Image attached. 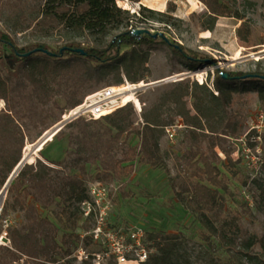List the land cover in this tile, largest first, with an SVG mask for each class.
Instances as JSON below:
<instances>
[{
	"label": "rangeland",
	"instance_id": "obj_1",
	"mask_svg": "<svg viewBox=\"0 0 264 264\" xmlns=\"http://www.w3.org/2000/svg\"><path fill=\"white\" fill-rule=\"evenodd\" d=\"M124 1L126 4L117 0L118 6L137 17H141L142 7L165 13L149 16L140 23L141 28L165 35L172 43L200 55H210L216 63L188 61L176 55L168 44L156 41L123 46L122 57L102 65L99 73L88 71L89 66L81 67L74 60L54 64L34 58V67L26 68L30 72L16 74L8 65L6 53L0 51V159L7 155L0 170L15 156L3 148L8 136L5 130L10 128L6 121L21 131L24 146L20 161L26 159L5 192L6 183L0 184V264L71 262L68 251L81 243L80 233L92 225L82 217L78 226H73V216L81 212L83 201H110L108 219L112 225L140 226L149 234L174 235L171 240L150 239L153 255L161 253L160 242L176 264H238L216 243L209 245L201 238L203 227L190 191L195 179L192 172L201 153L217 156L215 162L227 175L232 191L226 194L228 212L239 217L249 233L264 234V161L257 169L242 151L236 154L238 137L247 131L256 110L264 109V101L257 91L242 92L227 106L218 99L215 86V79L222 72L264 71V43H259L264 41V0H236L251 20L254 40L259 43L255 51L242 46L240 57L236 31L242 20L235 16L212 13L200 0ZM45 3L46 0H0V29L9 32L20 47L46 44L55 50L68 42L104 47L123 30L102 35L52 24L43 19ZM198 72H204L203 79L196 75ZM128 82H146L136 90L140 107L130 102L109 113L107 119L66 118L76 107L72 106L75 101L83 103L99 89L121 87ZM146 123L156 128L169 172L136 158L133 173L105 177L99 161H94L90 153L102 155L110 144L112 154L122 157L128 145H140L135 128L143 129ZM57 125L53 138L38 149L45 134ZM118 126L126 130L116 139ZM170 126L176 127L173 137L166 131ZM128 132L132 134L127 138ZM227 153L233 160L241 161L230 164ZM27 164L33 166L28 167L24 181L11 189L14 178ZM93 183H101L106 194L94 197L90 192ZM24 186L31 194L27 195ZM177 190L184 191V204L177 199ZM83 195L86 198L80 200ZM42 218L49 221L42 222ZM31 239L38 251L32 257L17 248L26 249ZM247 253L249 256L242 259L244 264H264L259 246Z\"/></svg>",
	"mask_w": 264,
	"mask_h": 264
},
{
	"label": "trees",
	"instance_id": "obj_2",
	"mask_svg": "<svg viewBox=\"0 0 264 264\" xmlns=\"http://www.w3.org/2000/svg\"><path fill=\"white\" fill-rule=\"evenodd\" d=\"M202 1L212 13L220 15L235 16L241 19V23L237 28L236 34L238 42L241 46L249 47L254 51L259 43H264L262 40L256 43L254 40V29L251 25V20L246 18V15L239 9L236 0H200ZM172 4V3H170ZM174 10V7L172 8ZM148 11L151 15H146ZM164 14L163 12L156 11L148 7H142L141 17H137L135 13L130 14L128 9H123L118 6L117 0H46L44 9L42 10L43 19L52 24H63L66 28L77 32H87L91 34L101 33L104 35L110 30H118L123 28L120 32L115 34L109 41L107 46H82L81 44H74L72 42L66 43L58 49H51L46 44L26 45L24 47L18 46L14 37L7 31L0 29V51L6 53L5 58L10 66L11 71L16 74L21 72H30L26 69L28 66L34 67L38 59H48L56 63H69L72 60L79 66H89V70H95L99 73V68L102 65L110 64L117 61L122 57V47L125 45L135 46L161 41L168 44L172 51L181 58L194 62H209L216 63V60L210 55H200L191 49L183 47L181 44L172 43L165 35L154 36L153 33H145L143 35L136 34L137 29L141 28L149 16L153 14ZM150 30V29H149ZM151 31V30H150ZM43 48L52 51L49 54L42 50ZM76 48H82L85 54L77 52ZM31 52L27 55V53ZM36 60V61H35ZM28 65V66H27ZM33 69V68H32ZM217 70H219L217 68ZM220 73L215 79V86L219 92L218 99L225 105H232L236 101L235 97L241 95L242 92L257 91L259 98L264 101V71L256 70L253 73L244 71L229 72L227 78L223 77ZM30 75V74H29ZM235 94V95H234ZM81 100L73 103V107L81 104ZM110 115H104L103 118L107 119ZM233 118V117H231ZM7 126L10 128L5 130L8 133L6 143L3 145L7 153L14 152L15 156L12 161L4 169L0 170L1 186L6 183L10 173L22 158V148L24 146L23 136L19 135L21 131L14 128V125L6 121ZM119 131L115 136L119 139L122 132L126 128L119 127ZM135 132L140 135V145H128L127 149L123 152L122 157H116L110 151V144L102 155L90 153L94 161H99L101 172L107 178H115L127 176L135 170V160L138 158L140 163L147 164L153 168H160L169 172L167 163L164 159L161 146L159 143V135L156 128L150 123H146L143 129L135 128ZM132 134L128 132L127 138ZM264 146V136L262 138V148ZM3 155L0 163L3 162ZM264 157V153H263ZM217 158V156H216ZM215 157H211L206 153H201L198 158V164L192 172L195 178L192 181L191 189L193 198L196 200L199 214L198 221L203 227L201 238L209 245L216 243L217 247L222 248L227 252L233 261L238 264H244L243 257L249 256L248 250L259 246L264 254V234L258 236L249 233L241 224V219L233 213H229L226 206V194H231L232 191L227 183V175L222 171L219 165L215 162ZM227 159L230 164L236 165L241 161L233 160L230 153H227ZM33 165H26L14 178L11 184V189L17 187L18 183L24 181V176L28 167ZM236 174V171H233ZM33 179V177L31 178ZM79 184V182H77ZM262 189V196L264 198V188ZM23 190L27 195L31 194L28 191V186H24ZM222 191L225 193H222ZM184 191H176V197L182 204L184 201ZM86 198V195L79 197L80 200ZM82 212L73 216V226H78V221L82 218ZM47 218H42V222H48ZM91 222L90 219L86 223ZM89 224V223H88ZM40 226L38 222L37 228ZM91 225L87 226L89 229ZM149 239L157 240L161 237L162 240H171L174 235H159L157 233H148ZM30 236V235H28ZM28 239V237H27ZM159 244L160 254L151 255L148 264H176L173 263L166 251ZM78 245H76L77 247ZM28 256H36L38 251L34 241L31 239L26 249L17 247ZM73 250V249H72ZM72 250L68 253H72ZM250 261V257H249ZM67 264H73L69 261ZM84 264H90L88 262Z\"/></svg>",
	"mask_w": 264,
	"mask_h": 264
},
{
	"label": "built area",
	"instance_id": "obj_3",
	"mask_svg": "<svg viewBox=\"0 0 264 264\" xmlns=\"http://www.w3.org/2000/svg\"><path fill=\"white\" fill-rule=\"evenodd\" d=\"M121 87H104L89 94L80 105L71 109L67 119L87 116L98 119L122 107ZM173 137L176 127L166 128ZM264 136V109L258 108L251 117L249 127L238 137L239 149L249 158L254 168H260L264 161L262 138ZM90 192L99 198L106 194L101 183H93ZM97 200V199H96ZM110 201H83L81 212L85 220L90 219L92 225L80 233L81 243L72 250L70 258L73 264H125L135 262L148 264L153 254L152 243L146 229L140 226L122 227L112 225L109 217ZM2 205L0 204V212Z\"/></svg>",
	"mask_w": 264,
	"mask_h": 264
},
{
	"label": "bare ground",
	"instance_id": "obj_4",
	"mask_svg": "<svg viewBox=\"0 0 264 264\" xmlns=\"http://www.w3.org/2000/svg\"><path fill=\"white\" fill-rule=\"evenodd\" d=\"M118 2L120 4H126V2L124 0H118ZM242 50H243V47L240 46L238 49H237V57H240L241 54H242ZM264 52V51H263ZM179 75H183V73L181 74H178L177 76ZM198 77H200L201 79H203V75H204V72H198L196 74ZM146 85V82H140L138 84H134V83H130L128 82L127 84H124L121 86V89H123V91L125 92L123 95H122V105H126L130 102H134L135 104H137V106H141V102L140 100L138 99V96L136 95V90L139 88V87H142V86H145ZM59 129V126L57 125L55 128H53L52 130L48 131L46 134H45V137L43 138L42 142L38 145V149H41L42 146L49 140H51L53 138V136L55 135V133L57 132V130ZM128 263H135V262H128Z\"/></svg>",
	"mask_w": 264,
	"mask_h": 264
},
{
	"label": "water",
	"instance_id": "obj_5",
	"mask_svg": "<svg viewBox=\"0 0 264 264\" xmlns=\"http://www.w3.org/2000/svg\"><path fill=\"white\" fill-rule=\"evenodd\" d=\"M145 33H152L149 29H137L136 30V34H138V35H143V34H145ZM154 36H157V34H154ZM36 50H42V51H44V52H47V53H49V54H53V52L52 51H49V50H46V49H43V48H37V49H35V51ZM77 52H81V53H83V54H85V51L82 49V48H76L75 49ZM31 52H29V53H27V55L28 54H30ZM229 76V74L228 73H223V77L224 78H227ZM42 142V141H41ZM40 142V143H41ZM39 143V144H40ZM26 159H23L22 161H20L19 162V164L16 166V168H15V170L13 171V173L11 174V176L8 178V180H7V182H6V184H5V187H4V190H3V192H5L6 190H7V186H8V184L11 182V180L13 179V177H14V175L18 172V170L21 168V166L24 164V161H25Z\"/></svg>",
	"mask_w": 264,
	"mask_h": 264
},
{
	"label": "crops",
	"instance_id": "obj_6",
	"mask_svg": "<svg viewBox=\"0 0 264 264\" xmlns=\"http://www.w3.org/2000/svg\"><path fill=\"white\" fill-rule=\"evenodd\" d=\"M125 264H137V263H125Z\"/></svg>",
	"mask_w": 264,
	"mask_h": 264
}]
</instances>
